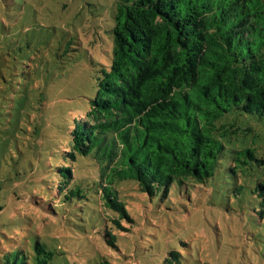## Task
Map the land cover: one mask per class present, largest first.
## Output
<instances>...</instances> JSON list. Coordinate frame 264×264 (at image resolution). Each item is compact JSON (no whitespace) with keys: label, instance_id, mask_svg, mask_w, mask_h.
Listing matches in <instances>:
<instances>
[{"label":"trees","instance_id":"trees-1","mask_svg":"<svg viewBox=\"0 0 264 264\" xmlns=\"http://www.w3.org/2000/svg\"><path fill=\"white\" fill-rule=\"evenodd\" d=\"M110 32V67L100 70L86 100L64 102L55 112L51 94L43 91L31 101L13 99L15 109L33 107L37 114L34 147L53 142L47 185L54 201L46 209H62L69 226L85 233L84 245L74 242L71 250L80 251L82 264H93L101 254L98 234L119 252V238L136 224L119 190L129 183L159 203L177 187L193 205L209 199L216 186L227 192L232 185L236 208L228 213L247 211L263 232L264 147L255 145L257 136L249 143L252 129L241 124L264 119V0H116ZM55 118L64 125L53 127ZM41 123H50L48 129ZM39 153L49 156L45 147L31 152ZM5 212L10 208L2 204L0 216ZM22 240L7 249L6 264H63L68 258L46 238ZM180 249L168 246L159 264H184Z\"/></svg>","mask_w":264,"mask_h":264},{"label":"rangeland","instance_id":"rangeland-1","mask_svg":"<svg viewBox=\"0 0 264 264\" xmlns=\"http://www.w3.org/2000/svg\"><path fill=\"white\" fill-rule=\"evenodd\" d=\"M115 12L116 0H0V112L9 114L0 116V206L10 208L0 216V264H6L7 249L16 247L24 237L37 235L69 253L63 264H82L84 257L77 256L80 251L71 248L74 242L84 245L85 233L69 226L62 209L57 214L46 209L54 201L47 185L53 177V142L41 140L34 147L32 133L39 121L37 114L33 107L15 109L13 99L22 95L31 101L33 95L43 91L51 94L54 111L59 112L64 102L73 104L91 96L100 70L111 64L110 31ZM68 48L72 50L66 53ZM22 58L25 65L21 64ZM67 106L63 108L66 120L71 114ZM17 110L21 113L15 119L11 114ZM49 124L41 123V128ZM63 125L64 120L55 118L53 127ZM241 126L252 129L246 137L249 143L257 136L255 145L264 147V119L257 117ZM44 147L49 156L39 153L38 159L31 154ZM176 188L159 203L158 199L148 202L138 185L121 184L119 190L136 224L126 238H119V252L109 249L89 229L101 252L93 256V264H101V260L112 264H159L164 249L171 245L181 246L186 256L184 264H264V231L255 218L242 210L228 213L235 207L232 185L227 192L223 186H216L207 194L209 199L201 197L195 205L187 203ZM18 194L20 200L16 199ZM104 214L109 219L114 217ZM108 224L113 233H118ZM182 240L187 246L180 244Z\"/></svg>","mask_w":264,"mask_h":264}]
</instances>
